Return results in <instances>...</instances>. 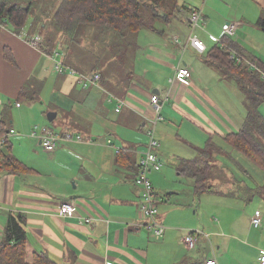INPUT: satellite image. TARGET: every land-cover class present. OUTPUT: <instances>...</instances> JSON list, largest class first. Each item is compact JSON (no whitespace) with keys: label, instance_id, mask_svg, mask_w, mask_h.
Here are the masks:
<instances>
[{"label":"crops","instance_id":"crops-1","mask_svg":"<svg viewBox=\"0 0 264 264\" xmlns=\"http://www.w3.org/2000/svg\"><path fill=\"white\" fill-rule=\"evenodd\" d=\"M174 3L172 14L163 13L154 27L126 36L135 53L130 67L122 56L104 60L102 48L88 66H78L70 53L67 61L63 42H53L55 32H44L52 30L49 17L42 23L34 18L36 30L30 32L25 27L17 31L8 16L1 20L0 156L6 146L24 168L15 171L0 165V242L9 217L25 214L28 261L42 251L61 264H197L209 257L220 264H264L260 260L264 180L245 184L220 163L230 174V189L255 192L233 199L231 194L217 193L222 192L217 186L206 189L214 196L208 216L202 202L195 204V187H202L186 168L189 161L205 157L210 142L218 147L217 158L225 148L239 152L228 136L246 124L247 94L213 59L212 51L220 46L264 63V0ZM188 7L202 10L196 32L207 44L205 51L187 43L192 31ZM228 23L236 24L233 34L225 33ZM36 36L39 43L33 42ZM58 60L82 74L99 71L102 78L84 85L76 73L57 69ZM80 62L87 63L82 55ZM184 64L192 69L189 82L176 78ZM31 80L39 82L28 85ZM152 94H158L162 103V118L155 125L157 152L169 166L164 174L162 170L149 174L159 217L166 225L162 236L146 227L140 211L141 186L135 183L153 126ZM119 99L123 105L117 111ZM260 110L264 116V102ZM50 111L57 112L54 121L60 115L57 121L74 134L73 140L63 139L53 151L42 145V129L38 136L32 135L33 127L45 123ZM75 133H82L83 141H76ZM175 170L180 177L173 176ZM215 177L212 180L220 176ZM188 181L190 195L180 185ZM66 201L74 203V212L61 213ZM257 215L259 225L253 221ZM196 229L203 233L196 249H190L184 238Z\"/></svg>","mask_w":264,"mask_h":264},{"label":"trees","instance_id":"trees-1","mask_svg":"<svg viewBox=\"0 0 264 264\" xmlns=\"http://www.w3.org/2000/svg\"><path fill=\"white\" fill-rule=\"evenodd\" d=\"M33 2L34 0H31L29 4L25 5L23 2L13 3L9 0H0V23L4 17L8 16V22L17 31H20L28 21ZM153 5L154 8L150 9ZM175 5L174 0H61L56 5L55 11L48 17L51 18L53 25L55 24L75 42L80 41V34L85 23L97 26L100 33L113 32L114 35L125 37L129 32L135 34L143 27H154V21L151 18L159 16L160 11L164 14L165 12L172 14ZM191 8H189L190 11ZM148 11L152 15H146ZM212 57L238 80L247 94L245 103L248 107V117L245 121L246 124L240 131L231 133L228 136L229 141L264 169V116L260 110V105L264 102V63L254 57H252L254 60L248 57L250 62L259 65H257L258 68H254L246 64L245 60L233 58L231 51L220 46L213 49ZM64 66L71 67L66 62ZM206 147L208 148H206L205 157H201L197 161H189L186 164V168L194 174L198 187H206L200 190L210 188L207 181L211 178L210 170L217 159L218 147L212 142L208 143ZM214 147L216 148L214 149ZM0 158L2 167L7 166L15 171L24 168V164L6 146L2 148ZM26 256V217L23 213L12 214L0 242V264H61L42 251L35 254L33 261H28Z\"/></svg>","mask_w":264,"mask_h":264},{"label":"rangeland","instance_id":"rangeland-1","mask_svg":"<svg viewBox=\"0 0 264 264\" xmlns=\"http://www.w3.org/2000/svg\"><path fill=\"white\" fill-rule=\"evenodd\" d=\"M9 1L13 2V3L14 2H23L26 5V4H29L31 0H9ZM56 1L59 4V2L61 0H59V1L56 0ZM56 1L55 0H34V2L32 4V10L30 13V17L28 18L25 29L28 30L29 32L36 30L32 27L33 19L34 18L41 19V21L43 22L45 17H48L50 14H52L54 12V10H55L54 4H56ZM152 8H154V5L150 9H152ZM147 14L152 15V13L149 11L146 13V15ZM158 14H159V16H157V15L153 16L151 18V20L155 21L156 19L160 18V16L163 14V12H159ZM49 24H50V27L52 30L49 29V31H47L45 29L44 32L47 35L50 33V31L55 32L57 37L52 38L53 42L58 43V40L60 42H63L61 45L62 46L61 48L67 57V61H68V53H70L69 57L71 58V60L78 62L77 63L78 66H88V65L93 63V60H94V58H96L98 56L97 55L98 53L99 54L103 53V52L99 51V48H102L104 50V53L102 54L104 60H109L110 58H112V56H114V57L122 56L124 64L127 67L131 66L130 63H131V60L134 59L135 53H134V48L129 46L126 43V41L124 40L126 38V36L121 37L119 35H114L113 32H106L103 34V33H100L97 26L90 24V23H85V24H83L82 31L80 34V41L73 42L55 24H54L55 26L50 22H49ZM133 35H134L133 32L128 33L129 37L133 36ZM98 40H101V41L97 42ZM81 41H82V43H81ZM87 47H89V48H87ZM121 51H123L124 54L126 53V55H124V56L121 55L122 54ZM129 51H131V53ZM81 55L83 56L84 61L87 63H81L80 62L81 61ZM126 66H124V67H126ZM254 68H258V66L256 65V67H254ZM37 82H39V81L31 80L30 82H28V85H31V84L35 85ZM28 90H30V89L28 88ZM28 104H29V102H28ZM47 115L48 114H46V116H45L46 117L45 123H40V122L37 123L39 125V128H40L38 132H40L41 128L44 127L45 124H47L45 126H48L52 132H57V133L61 134V132L65 131L63 129L64 128L63 124L59 123L60 120L57 121L58 119H60V115L55 119V121L50 120ZM33 129H34V127H33ZM33 129H32V131H33ZM61 129H63V130H61ZM62 140L63 139H61L60 141H62ZM71 140H73V139H70V141ZM76 141H83V140H81V139L77 140L76 139ZM225 149H226V151H221L220 157L215 159L216 163L211 168L212 175H211V178L207 181V185L210 186L211 188H214V186H217V189L222 191V192H217V193L231 194L233 199L237 198L236 197L237 194H241V193L247 194L248 192L254 193L255 191H247L244 189H236V188L230 189V187H229V183L231 182L230 174H227L224 172V169H222V167L220 166V163H224L229 168V170L234 174V177L239 179V180L243 179L245 184H250L252 182L256 183V181L264 180V169H262L258 163L251 160L243 151L238 149L239 152H237L233 148H225ZM241 153H243L244 156L241 155ZM217 154H218V152H217ZM168 167L169 166L167 165V163H164V165L160 169V170H162L161 172H163V174H164V172L167 171ZM175 171L176 172H174L173 176L180 177V176H178L179 174L177 173V170H175ZM217 175L220 177H218V179L212 180L213 177H215ZM178 184H180V183H178ZM191 184H192V182H189V181L186 182L184 186H183V183L180 184L182 187L186 188L185 191L188 195H190ZM226 185H228V186H226ZM199 188H201V187H199ZM224 188L229 189L230 192H228L227 189H224ZM195 190L196 191H194L195 193L193 194V198L195 199V204L198 206L199 203L202 202V204L205 207V214H207L209 216V214H211V212L213 211V208H214V206L212 204L213 203L212 199H214L213 198L214 196H212V194H211L213 191L200 190V189H197L196 187H195ZM188 197L189 196L184 197V198H188ZM254 197L252 198L253 201H255V199H256V198L254 199ZM141 199H142V197L140 198V204H141ZM246 203H248V202H246ZM212 215H214L216 217L219 216L217 213H212ZM203 237H205V236H203ZM207 241L208 240H206V242ZM196 247H195V249H196ZM191 249H194V248H191Z\"/></svg>","mask_w":264,"mask_h":264},{"label":"built area","instance_id":"built-area-1","mask_svg":"<svg viewBox=\"0 0 264 264\" xmlns=\"http://www.w3.org/2000/svg\"><path fill=\"white\" fill-rule=\"evenodd\" d=\"M202 19H203L202 10L199 7H193L190 11V25L192 31L190 35L187 37V43L194 46L199 51H205L207 48V44L196 32L197 28L201 26ZM235 29H236V24L228 23L227 26L225 27V33L233 34L235 32ZM40 40H41L40 37L36 36L33 39V42L39 43ZM176 40L179 42L178 39ZM219 41H221L220 37H219ZM231 52H232L231 56L233 58H236L238 60H245L247 64L251 65L252 67H256V65L250 62L249 59H246V57L242 53H239L235 50ZM56 68L59 70L69 69L71 73L73 74L76 73L79 76L80 81L83 82L84 85L97 84L101 79V74L99 72L82 74L79 73L74 68L72 69L68 66L65 67L64 64L59 60L57 62ZM191 77H192V69L189 65L184 64L178 67L176 78L180 79L183 82H189ZM110 100H112V98H110ZM122 105H123V100L119 99L116 110L119 111ZM151 105L155 111V113H153L154 117L152 119L153 126L148 130V136H149V142L147 145L148 148L142 152V157L139 163V171L135 177V183L138 186H141L142 199L140 204V211L142 216L146 219L145 222L146 227L149 230H151L155 235L162 236L165 233L166 225L159 217L160 212L155 197L154 183L149 175L151 171L160 170L164 165V162L162 161L161 157L157 152V147L160 146V142L155 134V125L157 121H159L162 118V113H161L162 103L158 94H152ZM41 129H42L41 143L45 147V149L49 151L55 150L61 139L68 140L74 138V134L68 130L59 134L57 132H52L51 129L47 126H44ZM12 131H15V129H12ZM38 131H39L38 126H35L32 131V135L38 136ZM75 139L83 140V134L75 133ZM75 208L76 207L74 203H72L71 201H66L62 203L60 207V211L63 214H69L74 212ZM87 220L89 221L90 218H88ZM253 221L256 225H259L261 223V217L257 215L254 217ZM201 233H203L202 230L196 229L190 231L185 236L184 242L186 243L188 248L191 249L196 246ZM260 260L264 262V253L261 254ZM106 264H114V263L112 261H107ZM197 264H220V263L216 257H209L199 260Z\"/></svg>","mask_w":264,"mask_h":264},{"label":"water","instance_id":"water-1","mask_svg":"<svg viewBox=\"0 0 264 264\" xmlns=\"http://www.w3.org/2000/svg\"><path fill=\"white\" fill-rule=\"evenodd\" d=\"M56 116H57V112L56 111H50V112H48V118L50 120H53Z\"/></svg>","mask_w":264,"mask_h":264},{"label":"clouds","instance_id":"clouds-1","mask_svg":"<svg viewBox=\"0 0 264 264\" xmlns=\"http://www.w3.org/2000/svg\"><path fill=\"white\" fill-rule=\"evenodd\" d=\"M231 54H232V52H231ZM249 65V64H248Z\"/></svg>","mask_w":264,"mask_h":264}]
</instances>
